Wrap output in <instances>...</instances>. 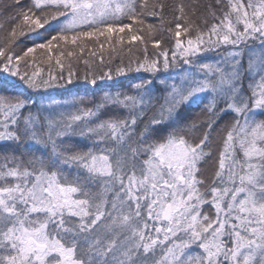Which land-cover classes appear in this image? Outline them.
I'll return each mask as SVG.
<instances>
[{"label": "snow or ice", "instance_id": "6c2138e0", "mask_svg": "<svg viewBox=\"0 0 264 264\" xmlns=\"http://www.w3.org/2000/svg\"><path fill=\"white\" fill-rule=\"evenodd\" d=\"M13 4L15 24L0 45V72L18 78L24 91L0 96V145L27 148L0 154V264H264V0H227L228 10L210 12L218 22L204 31L178 5L171 55L162 49L149 58L145 49L134 67L85 76L95 86L98 79L150 74L127 92H105L90 107L82 97L57 99L49 91L66 88L75 76L71 65L63 71V60L76 53L61 42L81 51L86 41L103 48L101 37L112 41L126 29L129 44L142 41L131 24L118 23L121 17L143 23L137 0ZM25 32L36 33L34 43L16 53L13 45ZM221 48L226 54L211 61L207 54ZM38 49L58 73L49 68L41 75ZM181 63L183 72L161 75ZM245 73L259 74L248 84L250 94ZM5 84L11 81H0ZM32 92L47 102L37 104ZM193 106L211 113L208 131L195 143L181 134L195 123L178 126ZM223 115L231 122L221 129L227 131L217 170L206 184L202 162L212 158V127ZM96 183L100 192L92 190ZM193 247L199 251H187Z\"/></svg>", "mask_w": 264, "mask_h": 264}, {"label": "trees", "instance_id": "16d2710c", "mask_svg": "<svg viewBox=\"0 0 264 264\" xmlns=\"http://www.w3.org/2000/svg\"><path fill=\"white\" fill-rule=\"evenodd\" d=\"M144 0H137V16L138 20H143V23L140 24L138 21H133L127 17H121L118 23H128L132 26V31L137 35L143 37L142 41H134L132 44L128 43V39L130 38V33L126 29L124 33L116 34L113 36L112 41H105L103 37H101V42H103V48H100L99 43L95 41H86L84 42L83 50L81 51L77 45H62L66 49H70L75 51L76 55L72 57H66L63 60L65 65L63 71L67 73L69 65H71L72 71L75 73L73 77V83L68 85L66 88L62 89H51L50 92L56 94L57 99H71L72 97H82L84 99V105L86 107L92 106L94 102H96L105 92H127L130 86L137 82L139 77H149L148 73H128L126 76L115 77L112 80L103 79L97 80V84L95 86L91 85L88 80L92 78L93 75L100 76L102 72H107L109 70H114L118 66H127L129 63L134 67L138 60H141L147 49V55L149 58H152L155 54H157L160 50H168L170 55L171 51L174 48V36L171 29L174 28L177 23V6L183 4L185 6L186 12L189 15L186 17L190 22L194 23L201 28L202 31L207 30L213 23H217L218 21L215 19L213 15L210 14L212 9L216 8L218 11L215 12V16H221V7L223 5V10L227 11V0H222V4H217L216 0H146L144 7H139L140 3H143ZM21 3L24 5H28L31 3V0H21ZM0 45H3L5 42V38L10 33L11 29L14 27L15 21L9 19V17H13L16 15L15 9L16 5L13 4V0H0ZM157 7L154 9L153 6ZM162 5L161 9L159 6ZM195 7L196 14L192 15V8ZM215 10V9H214ZM37 14H39V10H37ZM206 19V22H205ZM183 23V21H181ZM151 26V28H149ZM139 29V31H138ZM43 31L42 29L37 30V32ZM36 35L34 32H25L24 35L18 36L16 39V43L13 45V48L16 53H22L28 46H31L34 41L31 39L32 36ZM122 35L125 38L123 44L118 42V36ZM152 37H151V36ZM188 36L192 35V32L187 33ZM149 38V39H148ZM180 39L184 40L185 36L182 35ZM156 41L160 42V48L157 49L154 47V43ZM79 43V42H78ZM227 49L221 48L217 51H213L208 53L211 61H217L223 55L226 54ZM246 51V50H245ZM37 59V64L44 70L41 75H46L49 68H52V64L47 61L46 55H44V50L38 49L34 54ZM31 59V58H29ZM87 60L88 63L85 64L84 61ZM23 63V62H22ZM54 63V62H52ZM181 67L185 68V65L181 63L179 67H172L168 72L162 73L161 75L165 78H168L171 74L176 72V69H181ZM31 71V67L28 69ZM53 73H58L60 70L58 68H52ZM179 71V70H178ZM177 71V73H179ZM176 75V74H175ZM87 76L88 80H85L84 77ZM172 76V75H171ZM11 81V84H5L0 86V96L11 98L16 93L24 91L22 87L19 85L22 84L16 77L7 76L0 72V81L4 79ZM257 80L250 79L245 73L244 77V89L248 94L251 93V90L248 88L249 83H255ZM15 85V86H13ZM157 89H162L163 86L158 82L156 83ZM71 89V91H69ZM31 96L34 100H36L37 104L46 103L47 101L40 93L32 92ZM35 107V105H33ZM218 107H223V101H221ZM203 106L196 107L186 110L184 112L183 118L179 122V127H185L187 125H191L195 123L196 127L192 129L191 132L184 131L181 133L185 136L186 139H191L192 142H197L202 134L205 131H208L207 124L211 119V113L202 110ZM106 112L109 110H105ZM121 113H124V110H118ZM126 114V113H124ZM151 115V112L148 113ZM103 116V113H102ZM103 118H107L104 116ZM147 117H145L146 119ZM231 117L227 115H223L220 119H217L212 127V158L207 159V163L202 162V171L204 173V179L206 184H211L214 179V174L217 170V160L218 154L221 149V139L227 129L221 131L226 123L230 125ZM168 131H172L169 129ZM168 135L167 131L161 132L160 142H163V137ZM75 143L79 147H84V144H87L88 147H93L91 141H84L81 143L79 140L75 141ZM111 144V142H106ZM138 143V142H137ZM114 146V145H113ZM134 146H137L134 144ZM27 146L21 147L19 145L9 144L6 148L3 145H0V154L5 152L14 153L16 155H20ZM237 155L242 160V154L237 153ZM143 157H141L142 159ZM93 192H100L102 190V185L96 183L91 185ZM109 197H111L112 193H108ZM203 211H207L209 215L214 214V210L210 209V206L204 205ZM75 219V218H73ZM187 251L197 252L199 251L195 247L189 249Z\"/></svg>", "mask_w": 264, "mask_h": 264}, {"label": "rangeland", "instance_id": "374dc122", "mask_svg": "<svg viewBox=\"0 0 264 264\" xmlns=\"http://www.w3.org/2000/svg\"><path fill=\"white\" fill-rule=\"evenodd\" d=\"M215 9V10H214ZM214 9H212V11L211 12H216V11H218L216 8H214ZM151 36V35H150ZM152 37V36H151ZM149 39V38H148ZM182 40V39H181ZM61 44L62 45H64L63 44V42H61ZM70 45V44H69ZM68 46V45H67ZM250 46L251 47H253V48H256V49H259V44L258 43H254V42H252V43H250ZM221 58H219L218 60H220ZM217 60V61H218ZM247 62H248V52H247V50L245 51V56H244V58L242 59V61H241V63L244 65V67L245 68H247ZM185 67H187V66H185ZM180 72H179V71ZM183 70H184V67H181V69H176V72L175 73H173V74H171L172 76H176L178 73H177V71L179 72V73H181V72H183ZM176 74V75H175ZM247 76L250 78V79H255V80H259V74H256L255 75V77L253 78L252 76H250L248 73H247Z\"/></svg>", "mask_w": 264, "mask_h": 264}]
</instances>
